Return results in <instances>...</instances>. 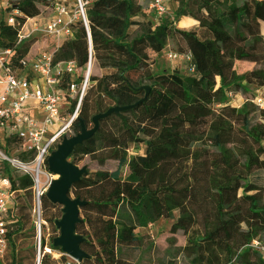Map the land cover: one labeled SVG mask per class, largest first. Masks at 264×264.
I'll list each match as a JSON object with an SVG mask.
<instances>
[{
  "label": "trees",
  "instance_id": "16d2710c",
  "mask_svg": "<svg viewBox=\"0 0 264 264\" xmlns=\"http://www.w3.org/2000/svg\"><path fill=\"white\" fill-rule=\"evenodd\" d=\"M50 1L54 9L69 0ZM83 1L88 2L91 45L78 22L74 38L63 43L55 62L75 61L84 75L92 48L91 122L111 109L133 108L105 120L116 139H101L97 133L69 157L90 161L71 192L84 203L76 235L83 239L80 248L87 258L79 263L65 256L56 260L45 252L42 239L40 249L36 244L28 249L30 263H24L21 250L15 248L9 264H264V257L251 247L256 240L264 244V117L260 115L264 112L247 101L238 111L233 109L242 118L241 128L227 131L211 124L212 109L199 97L214 88L217 78L225 84L231 61L239 63L264 52V0H174L179 4L175 17L169 22L160 18L157 24L141 0ZM9 3L21 15L20 27L41 15V5L50 6L46 0ZM205 3H209L207 17L196 28H176L177 21ZM172 28L174 38L183 44L177 46L178 54L190 57L189 73L181 77L182 95L162 85L154 70ZM19 32V27L0 26V38L8 41L2 45L14 47L15 69L22 68L21 59L37 42L25 39L15 47ZM232 77L240 81L239 91L246 96L254 83L252 74L239 76L234 70ZM78 131L81 123L75 127L76 135ZM198 144L209 149H197ZM141 145L149 153L139 165L128 154ZM258 175L262 179L253 182ZM12 186L32 199L30 176H19ZM173 199L184 201L178 205L180 214L194 223L188 222L191 234L183 249L162 253L151 237L136 231L160 217L171 218ZM41 208L44 221L60 236L57 223L63 207L44 195ZM54 209L59 213L52 214ZM232 224L239 225L244 242L240 251L222 237ZM0 264L6 263L0 258Z\"/></svg>",
  "mask_w": 264,
  "mask_h": 264
},
{
  "label": "built area",
  "instance_id": "2783aa9c",
  "mask_svg": "<svg viewBox=\"0 0 264 264\" xmlns=\"http://www.w3.org/2000/svg\"><path fill=\"white\" fill-rule=\"evenodd\" d=\"M73 1V8L68 2L57 3L52 17L44 23L38 22L35 31L41 33L45 47L33 58H28V54L21 59V69L14 67V47L2 45V41H8L0 38V149H5L4 152L0 150L3 164L0 166V215L9 213L11 206H15L13 202L17 191L12 186V169L19 176L33 179L34 199L40 211L41 198L49 191L42 183L47 176L45 168L48 160L65 139L76 136L75 127L81 123L80 116L89 91L95 87L91 81V47L84 75L75 61L55 62V55L63 43L74 38L78 22L83 23L91 45L88 2ZM164 3L165 0H152L150 8L162 16ZM18 17L21 15L12 10L9 0H0V26L4 24L16 28ZM29 37L19 32L14 40L15 47ZM168 58L190 61L189 56L172 50ZM229 95L233 97V93L229 92ZM248 101L264 112V85L252 93ZM12 146L17 148L18 157L8 154ZM6 236V223L0 217V254L6 250ZM251 247L264 257L263 243L256 240Z\"/></svg>",
  "mask_w": 264,
  "mask_h": 264
},
{
  "label": "rangeland",
  "instance_id": "374dc122",
  "mask_svg": "<svg viewBox=\"0 0 264 264\" xmlns=\"http://www.w3.org/2000/svg\"><path fill=\"white\" fill-rule=\"evenodd\" d=\"M18 0H12V4L16 3ZM58 0H55L57 2ZM143 2L144 9L151 15L154 24L158 23L160 18L169 21H172L173 17H175L176 11L179 8V4L174 0H165L164 9L165 12L162 16H159L157 11L151 9L150 6L152 4V0H141ZM46 3L50 6L41 5V17L50 19L53 14L52 5L53 1L46 0ZM69 7L73 8L75 6V2L73 0L68 1ZM209 6V3H205L203 6L196 8L192 11L186 18L177 21V29L189 31L191 29L196 28L200 21L207 17L206 7ZM39 17V16H38ZM36 19H31V21H27L23 27H19L21 35L29 38L26 39H42V35L39 32H36L35 29L38 27L36 22L33 21ZM177 20V18H176ZM27 25V26H26ZM26 26V27H25ZM264 29V24H263ZM173 28L171 29L170 39L167 44V47L161 53V56L156 61L154 65V70L158 74L157 80L164 85L166 88L172 90L174 93L178 95H182V79L181 77H185L189 73V62L186 59L183 60H170L168 58V54L170 50L178 53L177 46H183V44L174 38L173 36ZM34 32V34H32ZM231 68L226 70L224 75L226 77V82L224 85L220 83V78H217L216 85L208 92H201L199 97L206 103L207 107L212 109L213 117L211 119V124L220 127L221 129H225L227 131H235L241 128L242 118L233 112V109L238 111L243 107V105L252 97V93H254L257 89L264 85V52L253 55L252 57L243 60L241 62L231 61ZM236 70L239 73V76L244 73H251L254 79V83L249 86V92L246 96H242L239 91L238 85L240 83L239 80H236L232 77L233 71ZM243 85H246V81L242 82ZM93 85H95L92 82ZM95 88V87H94ZM94 88H91L89 91V96L87 106H85V110L82 114L81 121L85 124L88 129L93 127L90 116V105ZM229 92L233 93V97H230ZM261 117H264V114H260ZM186 120L188 118L185 117ZM174 128H179L178 124H173ZM98 136L101 139L106 140H114L116 136L114 132L111 130L109 124L106 121H102L100 123V130L98 131ZM209 146L204 144H198L196 146L197 149H209ZM2 152L5 149H0ZM149 150L145 145H141L139 148H134L129 151V158H133L140 165L142 162L148 160ZM8 154L18 157L19 152L16 147L12 146L11 149L8 150ZM71 163L74 162L76 166L82 169L84 166L90 167L89 158L83 157L78 159L69 160ZM3 164L0 160V166ZM93 164H91L92 166ZM94 173L98 172L96 166H93ZM11 181H17L19 175L16 171L12 169ZM47 176L42 179L43 186L45 188H50V185L55 181L60 179L59 176L53 175L49 172L48 165L45 168ZM1 173L5 174V171H1ZM138 173L142 174L141 169H138ZM128 175V171H125V176ZM262 179L260 175L255 176L253 178V182L257 183ZM47 194V192L45 193ZM74 198V196L72 195ZM184 201L182 199H173L172 204V217L169 219L159 218L157 222L149 225L146 228H141L136 231V234L139 236H149L155 243L158 245L159 250L162 253L168 252L172 253V251H177L179 249H183L188 241L189 235L191 234V229H189L188 222L194 223V219H185L180 214L178 209V205L182 204ZM15 206H11V210L7 214H2L0 217L6 223V250L3 254H0V258L2 261H5L6 264H9L11 259L14 256L15 248H19L21 250V255L24 257V263H30L31 255L28 252V249L36 244L37 247L42 239L45 240L46 248L45 252L50 253L54 259L58 260L62 256H65L67 260L71 262H75L70 257L63 254L61 248L54 247V240L58 238L59 234L55 232V230L44 221L42 208L40 211L35 203L34 193L32 195V199L27 195V193L23 190H17L14 196ZM62 207V206H61ZM62 209V208H61ZM63 214V210H60ZM52 214L59 213L58 209H54L51 212ZM51 215V214H50ZM39 224L41 228H39ZM34 229V230H33ZM239 225L232 224L228 228V231L222 235V237L229 242L237 251H240L244 247V242L239 236ZM35 232V234H34ZM36 235V237H34ZM59 249L52 250L50 247ZM2 249V246H0ZM49 249V251H47ZM5 256V257H4ZM169 263V264H173Z\"/></svg>",
  "mask_w": 264,
  "mask_h": 264
},
{
  "label": "water",
  "instance_id": "95a60500",
  "mask_svg": "<svg viewBox=\"0 0 264 264\" xmlns=\"http://www.w3.org/2000/svg\"><path fill=\"white\" fill-rule=\"evenodd\" d=\"M131 108L133 107L115 108L105 114L96 115L92 119L93 127L91 129H88L81 121L80 133L71 139H65L48 160L49 172L59 176L60 179L51 184L46 197L52 204L63 207V217L57 223L60 236L54 240V247L61 248L63 254L76 263L87 258V255L80 248L83 239L76 235L77 226L81 222L80 210L84 203L74 199L71 192L73 187L86 174V169L78 168L69 161V157L75 147L82 145L98 133L102 121H105L113 113L125 112Z\"/></svg>",
  "mask_w": 264,
  "mask_h": 264
},
{
  "label": "bare ground",
  "instance_id": "6f19581e",
  "mask_svg": "<svg viewBox=\"0 0 264 264\" xmlns=\"http://www.w3.org/2000/svg\"><path fill=\"white\" fill-rule=\"evenodd\" d=\"M44 47H45L44 40L35 43L29 53L28 58H33L34 56H36ZM40 184L42 185L41 180H40ZM47 251H49V249H47Z\"/></svg>",
  "mask_w": 264,
  "mask_h": 264
},
{
  "label": "crops",
  "instance_id": "0c3cea01",
  "mask_svg": "<svg viewBox=\"0 0 264 264\" xmlns=\"http://www.w3.org/2000/svg\"><path fill=\"white\" fill-rule=\"evenodd\" d=\"M143 1V0H142ZM143 3V2H142ZM36 19V21L35 20H33V21H35L36 22V25L37 24H39V23H44V22H46L47 20H49V19H47V18H42L41 16H39V17H36L35 18ZM29 21H31V19L29 20ZM39 22V23H38ZM27 26V25H26ZM25 26V27H26ZM42 39H40V40H38L37 42H39V41H41ZM36 42V43H37Z\"/></svg>",
  "mask_w": 264,
  "mask_h": 264
}]
</instances>
